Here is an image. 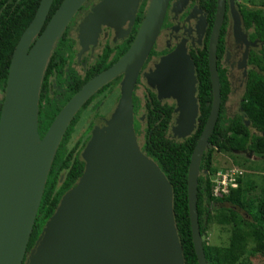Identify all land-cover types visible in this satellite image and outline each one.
<instances>
[{"label": "water", "instance_id": "95a60500", "mask_svg": "<svg viewBox=\"0 0 264 264\" xmlns=\"http://www.w3.org/2000/svg\"><path fill=\"white\" fill-rule=\"evenodd\" d=\"M51 1H38L31 20L20 33L10 55L2 94L0 264H183L170 183L140 150L132 125L133 86L159 31L168 0L147 1L125 52L84 82L39 137L36 115L42 72L53 43L84 0H61L43 25ZM115 1L126 2L101 0L82 20L83 27L92 30V38L98 23L109 24L110 8L121 12L123 7L125 11L126 6L111 3ZM128 1L131 21L138 0ZM222 8L223 0H217L207 46L209 111L186 170L187 218L197 264H207L198 229L196 183L199 161L219 110L214 48ZM153 73L162 74L161 85L154 83L156 97L167 95L175 101L171 136H188L197 116L192 61L183 48L175 47L159 58ZM118 74L122 77L114 108L101 126L91 129L79 153L83 162L80 175L62 193L32 247L25 252L46 174L67 124L89 95Z\"/></svg>", "mask_w": 264, "mask_h": 264}, {"label": "trees", "instance_id": "16d2710c", "mask_svg": "<svg viewBox=\"0 0 264 264\" xmlns=\"http://www.w3.org/2000/svg\"><path fill=\"white\" fill-rule=\"evenodd\" d=\"M38 1L0 0V106L12 49L20 33L31 20ZM60 2L61 0L51 1L46 20ZM145 5L146 0H142L128 37V45L133 40ZM249 12L251 14L249 17L253 19L254 23L255 37L261 42L260 51L252 52L249 56V64L254 68L247 73L244 91L240 96L238 113L233 115L226 113L225 101L228 85L223 72L218 71L219 110L207 138L208 146L202 152L198 166L196 213L203 254L207 264H236L239 262L246 252L244 248L246 237L251 238L254 242L250 251L260 253L264 259V180L253 204L254 210L245 211L250 220L241 219L234 209L243 210L241 177L236 178V187L228 186L226 193L219 195L212 193L213 185L210 180V176H213L216 171L211 163L213 148L224 152H248L249 154L264 155V15L258 7L250 9ZM242 13L245 15V11ZM52 59L51 55L48 62L46 61L47 64L44 66L38 90L36 124L39 137L43 135L61 104L68 97L66 96L62 102H57L55 98L49 97L47 92L42 93L45 72L49 69ZM194 76L196 79L197 116L194 129L188 136L181 140L167 136L172 120V104L159 103L151 92L147 94L142 105L143 121L139 122L134 117L132 124L137 140L141 137L138 142L140 150L156 163L170 183L173 219L181 246L183 264H197L190 238L185 188L189 155L208 114L211 99L210 82L204 57L199 61H194ZM138 108H140L138 99L133 97V115L137 113ZM74 123L75 117L65 128L52 156L25 252H28L32 247L41 227L52 213L62 193L75 183L81 173L83 162L78 157V153L86 137L82 141H71ZM232 164H236V160H230L227 166ZM242 164L240 163V165ZM211 221L218 224H231L232 231L227 245L207 244L205 240L206 228Z\"/></svg>", "mask_w": 264, "mask_h": 264}, {"label": "flooded vegetation", "instance_id": "af4514ba", "mask_svg": "<svg viewBox=\"0 0 264 264\" xmlns=\"http://www.w3.org/2000/svg\"><path fill=\"white\" fill-rule=\"evenodd\" d=\"M100 1L84 0L71 15L50 50L48 59L51 55L53 59L49 65V69L45 72L42 93L47 92V95L55 98L57 102H62L68 96L60 108L84 82L109 67L129 46L128 37L135 21L137 9L142 0L137 1L131 21L128 17V8L125 11L121 8V12L117 8H110L107 19L111 22H119L118 28L115 30L116 32L113 27L98 23L95 36L92 38V30L90 27H83L81 23L84 17ZM250 2L252 3V1L248 0H223L221 21L215 42L214 60L216 72H223L227 81V99L236 91L239 93V99L236 102L238 110L230 111V115L238 113L240 96L244 91L247 73L250 69L254 68L249 64V56L252 52L258 53L261 47V42L255 37L253 19L249 17L251 16L249 10L255 9L256 7ZM111 3L122 5L123 1ZM216 4L217 0L167 1L159 31L137 74L133 86L131 101L133 97H136L140 105L137 113L133 115L132 111L133 118L135 117V119L139 120V112L144 118L142 105L146 100L145 97L147 94L151 92L159 103L172 104V120L169 127L171 126L175 116L173 112L175 101L172 99H158L155 90L150 89L145 82L140 85L142 73L149 66L151 68L154 67V64L158 62L160 57L169 53L175 47L184 49L192 61L193 70L194 61H199L203 57L207 65V46L213 25ZM242 11H245V15ZM46 21L45 19L43 25ZM78 35L80 36L79 39ZM119 51L122 52L120 53ZM121 77L122 74H118L98 87L72 115L71 119L75 117V123L72 126L71 137L72 135H77L75 139L72 140L71 138L72 142L82 141L86 137L83 142L84 145L89 138L91 129L96 125L102 124L103 119L107 118L106 115H108V110H110V104L114 99V102H116L118 98ZM138 86H142L141 98L135 93ZM225 110L227 113L226 107ZM167 136L169 135L167 134ZM171 138L175 140L182 139L172 136Z\"/></svg>", "mask_w": 264, "mask_h": 264}, {"label": "rangeland", "instance_id": "374dc122", "mask_svg": "<svg viewBox=\"0 0 264 264\" xmlns=\"http://www.w3.org/2000/svg\"><path fill=\"white\" fill-rule=\"evenodd\" d=\"M247 1V0H245ZM252 1V5L255 7H258L262 10L263 15H264V0H248ZM119 22H109V24H106L110 27H113L114 31L117 30ZM116 32V31H115ZM80 36L78 35V39ZM150 65V64H149ZM148 65V66H149ZM155 65V64H154ZM154 67L151 68L149 66L147 70L143 71L142 73V79L140 82L141 84L146 83V85L150 88L155 90L156 94V85H161V73H153ZM152 81V82H151ZM156 83V85L154 84ZM142 86H138V89H136L135 93L141 98V92H142ZM161 98L159 99H172L171 96L163 95L160 96ZM239 99V93L236 91L233 95H230L229 98L226 101V108H227V114L230 115V111L233 112V110L237 111L238 107L236 106V102H238ZM115 99L112 101L110 104V110H108V115L111 113L112 109L114 108L115 104ZM235 107H237L235 109ZM230 113V114H229ZM139 117V122L143 121V115L139 112L138 113ZM173 124V122H172ZM171 124V125H172ZM97 126H101L97 125ZM168 135L171 137V132L170 128L168 130ZM76 134L72 135V140L76 138ZM138 139V138H137ZM71 140V141H72ZM141 140V137H139V142ZM80 158V154H79ZM81 159V158H80ZM236 160V164H232L227 166V163L230 162V160ZM211 163L212 166L216 168V171L214 174L217 172L220 175H226L229 172L231 168L234 170H237V173H234V176L236 178L241 177L242 179V190H243V210L234 208L236 213L241 219H247L250 220V217L247 215L245 211H252L254 210L253 204L256 201V198L258 197L259 191L261 190L263 186V180H264V155H257V154H249L248 152H243V153H238V152H224V151H217V150H212V155H211ZM240 163H243L240 165ZM238 164V165H237ZM226 173V174H225ZM214 174L213 176H210V180L213 184V179H214ZM221 177V176H220ZM236 183V180H234ZM225 184H228V175L225 177ZM237 185V183H236ZM213 213V211L211 210ZM252 213V212H251ZM232 231V226L231 224H218L215 221H211L206 228V234H205V240L207 241V244L210 245H221L225 246L228 243L229 236ZM254 246V242L251 238L246 237L245 242H244V248L246 252L244 253L243 257L239 262L236 264H264V259L262 255L258 252H252L250 251L251 247Z\"/></svg>", "mask_w": 264, "mask_h": 264}, {"label": "built area", "instance_id": "2783aa9c", "mask_svg": "<svg viewBox=\"0 0 264 264\" xmlns=\"http://www.w3.org/2000/svg\"><path fill=\"white\" fill-rule=\"evenodd\" d=\"M229 171H233V172H229L227 174L225 173L226 175H228L227 185L225 184L226 175H220L218 172L214 174V179L212 180L213 181L212 193L214 195H219L220 193H226L228 186L236 187V183L234 182V180H236V176H234V173H237V170L231 168Z\"/></svg>", "mask_w": 264, "mask_h": 264}, {"label": "bare ground", "instance_id": "6f19581e", "mask_svg": "<svg viewBox=\"0 0 264 264\" xmlns=\"http://www.w3.org/2000/svg\"><path fill=\"white\" fill-rule=\"evenodd\" d=\"M128 2H129L128 0H126V2L123 1L122 6H124V7L126 6V8H128V5H129ZM122 8H123V7H122ZM0 169H1V167H0Z\"/></svg>", "mask_w": 264, "mask_h": 264}]
</instances>
